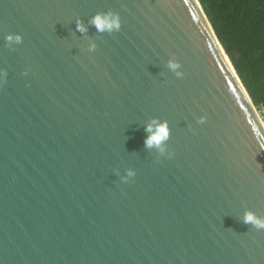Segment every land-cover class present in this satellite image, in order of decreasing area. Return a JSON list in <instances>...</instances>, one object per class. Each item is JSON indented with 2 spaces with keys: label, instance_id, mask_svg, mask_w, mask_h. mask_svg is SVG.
<instances>
[{
  "label": "water",
  "instance_id": "water-1",
  "mask_svg": "<svg viewBox=\"0 0 264 264\" xmlns=\"http://www.w3.org/2000/svg\"><path fill=\"white\" fill-rule=\"evenodd\" d=\"M254 131L199 0H0V264H264Z\"/></svg>",
  "mask_w": 264,
  "mask_h": 264
},
{
  "label": "trees",
  "instance_id": "trees-1",
  "mask_svg": "<svg viewBox=\"0 0 264 264\" xmlns=\"http://www.w3.org/2000/svg\"><path fill=\"white\" fill-rule=\"evenodd\" d=\"M257 108L264 109V0H199Z\"/></svg>",
  "mask_w": 264,
  "mask_h": 264
},
{
  "label": "clouds",
  "instance_id": "clouds-1",
  "mask_svg": "<svg viewBox=\"0 0 264 264\" xmlns=\"http://www.w3.org/2000/svg\"><path fill=\"white\" fill-rule=\"evenodd\" d=\"M92 23L98 28L100 31H111V30H118L120 28V21L119 17L115 16L111 13L107 15H98L92 21ZM78 29L80 31H85V27L83 24L78 25ZM7 39L9 41L13 40L12 36H8ZM15 40L19 42L20 37L16 36ZM147 132L151 133L145 140V145L148 148L157 147L159 148L164 141L169 138V129L167 124L157 125V126H149L146 129ZM254 135L256 137V142L258 146L264 150V136L261 135L260 131H254ZM244 223L251 224L257 229H264V219H260L259 217L255 216L253 213L249 212L246 213L244 216Z\"/></svg>",
  "mask_w": 264,
  "mask_h": 264
},
{
  "label": "built area",
  "instance_id": "built-area-1",
  "mask_svg": "<svg viewBox=\"0 0 264 264\" xmlns=\"http://www.w3.org/2000/svg\"><path fill=\"white\" fill-rule=\"evenodd\" d=\"M259 114H260V117H261V120L263 121L264 123V109L263 108H257Z\"/></svg>",
  "mask_w": 264,
  "mask_h": 264
}]
</instances>
